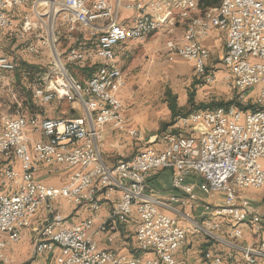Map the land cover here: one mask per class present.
<instances>
[{"label":"built area","instance_id":"built-area-1","mask_svg":"<svg viewBox=\"0 0 264 264\" xmlns=\"http://www.w3.org/2000/svg\"><path fill=\"white\" fill-rule=\"evenodd\" d=\"M171 1L0 0V30L17 29L27 52H37L36 43L25 41L36 24L26 13L18 26L12 10L32 2L36 17L42 15L41 7L55 16L63 14L70 36L88 32L92 45L70 46L66 60L69 64L96 67L82 83L62 60V69L54 63L43 85L34 90V97L41 103L67 98L81 108L82 116L42 118L18 113L4 120L0 130V159L5 161L4 188L0 189V264L13 262L12 248L21 240L25 228L35 231V256L51 253L55 264H179L176 252L185 244L188 232L181 220L188 221L193 231L203 232L224 245L227 257L240 253L243 264H258L264 259V213L238 202L240 191L264 186V0H219L213 6L195 0L188 7H179L174 21L166 27L165 33L173 34L179 25H184L180 36H169L165 41L169 58L193 62L197 75L208 83L215 80L216 70L209 66L211 51L203 40L214 29L225 33L224 80L237 91L239 104L181 115L176 123L183 131L168 134L162 149L145 148L114 166L102 156L100 134L106 125L140 135L138 130L127 127V108L121 96L126 77L118 65L116 51L123 43L141 42L155 33H164L146 30V23L155 22L163 6ZM121 22H128L127 31L119 30ZM52 35L55 37L54 31ZM39 37L42 44H50V36ZM54 46L58 52L55 43ZM15 68L14 58L0 47V73ZM104 73H111V84H104L111 98H102L103 90H97V79H104ZM50 85H60L61 94H52ZM249 90L256 92L254 98L245 93ZM38 132L45 139L35 138ZM41 164L76 168L68 182L57 187L37 180ZM152 169L173 171L169 200L151 191ZM194 174L203 178V194H224L222 203L205 206L208 217L203 219L190 213L198 200L195 185L188 181ZM94 195H102L112 204L110 217L96 228L102 203H94ZM58 199L75 207L87 206L91 214L69 227L60 226L62 215L54 208ZM42 206L49 215L35 227L34 219ZM133 213L139 218L137 247L153 252L155 257L99 248L94 235L106 233L108 240L114 241L119 235V223L127 222ZM235 219H242V226L224 233L227 221ZM248 219H256V226H250L255 236L252 243L243 242ZM204 258L209 264H223L224 260L212 249L205 252Z\"/></svg>","mask_w":264,"mask_h":264},{"label":"crops","instance_id":"crops-1","mask_svg":"<svg viewBox=\"0 0 264 264\" xmlns=\"http://www.w3.org/2000/svg\"><path fill=\"white\" fill-rule=\"evenodd\" d=\"M163 29L165 30V28ZM13 30L16 31L15 29ZM145 41L123 43L116 51L118 65L124 71L126 77V85L121 90V96L127 108L125 112L127 127L138 130L140 135H130L113 125H106L104 127L100 134L101 151L106 163L110 166L116 165L123 159L131 158L148 147L162 149L164 140L168 134L183 131L176 123L181 115L188 113V111L200 110L195 107L201 103L207 104V102L217 99L218 94L222 92V88L218 89L213 87V85H209L203 77L197 75L193 62L184 61L180 57H175L171 60L169 58V49L165 45L164 51L168 55V59L156 62L155 66L149 65V63H142L141 54L137 47L145 43ZM154 41L157 42L156 39ZM203 44L211 51L210 68H217V73L224 71L222 56L226 51L225 33L219 29H214L203 40ZM0 47L4 50L2 46ZM143 52L145 54V51ZM3 73L7 74L11 72L4 71ZM3 78L0 75L1 81H3ZM192 92L194 93L193 99H190ZM171 103H173V108L171 107ZM77 111L78 107L72 105L70 107V116L79 117L76 115ZM43 113L41 111L38 115L33 116L49 118L45 117ZM34 137L45 139L39 133L34 134ZM75 168L65 165L50 167L46 164H41L36 178L39 182L60 187L68 182L69 176ZM172 178L173 171L171 169H152L149 175V187L158 197L169 200L173 192ZM188 181L195 185V191L198 195L195 207L190 212L191 215L197 219L208 217L205 206L207 204L215 205L222 203L224 194L218 193L214 196L203 194L201 191L203 178L197 174L190 176ZM249 190L254 189L248 188L239 192L238 202L245 203L250 210L264 213V194L263 196H250L248 194ZM101 202L99 219L96 221L95 228L104 219L109 218L112 213L110 201L102 198ZM54 208L56 212L62 215L60 226L69 227L91 214V210L87 206L75 207L64 199L56 200ZM166 212L175 216V213L171 210L166 209ZM48 215V210L45 206H42L34 219V226H40ZM250 220L248 219V224H244V243L255 241V236L250 228ZM138 222L139 218L137 214L133 213L127 222L119 223V235L112 242L108 240V234L106 233L95 234L94 236L98 241L99 248L134 256L155 257L153 252H144L137 247L136 226ZM235 223L236 221H227L223 232L226 233L227 229H230ZM180 224L186 226L188 232L185 244L176 252L179 264H209L206 262L204 254L210 249L224 257L223 264H243L240 253H236L233 258L227 257V248L224 245L203 232L193 231L189 227L188 221L181 220ZM240 226H242V223ZM34 237L35 231L33 228L23 229L21 240L12 248L13 253L26 251L30 247L32 248L33 258L31 264L42 262L55 264L54 256L51 253L35 256L33 252ZM258 264H264V259Z\"/></svg>","mask_w":264,"mask_h":264},{"label":"rangeland","instance_id":"rangeland-1","mask_svg":"<svg viewBox=\"0 0 264 264\" xmlns=\"http://www.w3.org/2000/svg\"><path fill=\"white\" fill-rule=\"evenodd\" d=\"M219 2V0H216ZM42 15L36 17L32 10V2H29L25 6L12 10V17L16 22L19 23L18 26L22 25L23 16L29 13L32 16V21L36 24V28H33L31 35L26 36L25 41H32L37 44V52L29 53L24 48L26 42L22 41L18 37V30H0V46L4 48V51L14 58L16 63V68L14 71H7L11 73L0 75L3 81L0 80V130L4 127L3 123L5 118L14 116L18 113H24L29 116L38 115L43 111L45 117L51 118H67L70 116V107L77 106L69 101L67 98L58 100L57 98L49 101L47 103H41L34 97V90L36 87L43 85L44 78L49 73V70L54 66L55 58L51 48V39L53 31L55 33L54 43L61 54V59L66 64L69 72L78 80L79 82H84L87 79L88 74L85 70L86 66L79 64H69L66 60L67 49L70 46H90L92 45V39L90 38L87 31L82 34H74L73 37L70 36L68 32L69 25L63 20L61 16H55L53 13L47 12L44 7L39 8ZM43 27H40V24ZM166 30V29H165ZM164 29L159 32H164ZM184 25H179L173 34L155 33L151 35L145 43L138 46V51L141 54L142 63L155 66L156 62L168 59V55L165 54L164 45L166 39L169 36H180L183 33ZM39 34L49 38L50 44H42L40 41ZM50 34V35H49ZM29 39V40H28ZM156 39L157 42L154 40ZM83 42V43H82ZM145 51V54H143ZM184 61H188L183 59ZM61 61V60H60ZM190 62V61H189ZM27 63V64H25ZM216 63V62H215ZM157 68V67H156ZM216 71L217 68H214ZM220 70V69H219ZM225 71L216 72L215 80L208 83L213 85V87L221 89L222 92L218 94L217 99H213L207 104L219 103V102H230L236 100L237 91L232 90L231 87L224 80ZM217 85V86H215ZM50 91L55 94H61L60 85H50ZM247 95L251 98L256 96V92L246 91ZM35 103V112H33L28 104V100ZM35 98V99H34ZM36 100V101H35ZM38 101V102H37ZM78 107V106H77ZM216 106H210L209 108H214ZM78 116H82V110L79 107L76 113ZM40 134V132H38ZM5 161L0 159V189L4 188L2 182V169ZM253 189V188H251ZM248 194L250 196H263L264 186L260 189L249 190ZM13 262L11 264H31L32 263V248H28L26 251L13 253L11 251Z\"/></svg>","mask_w":264,"mask_h":264},{"label":"bare ground","instance_id":"bare-ground-1","mask_svg":"<svg viewBox=\"0 0 264 264\" xmlns=\"http://www.w3.org/2000/svg\"><path fill=\"white\" fill-rule=\"evenodd\" d=\"M195 0H172L170 4L163 6V13L156 17L155 22L146 23V30L156 31L166 27L175 19V12H178L179 7H188L189 4H193ZM120 31L128 30V22L119 23ZM55 38L52 35L51 39V48L55 58V63L57 66L62 69V59L59 57L58 52L54 46ZM61 60V61H60ZM104 84H111V73H104V79H97V90L102 91V98H111V91L104 90ZM51 92V91H50ZM52 94H55L52 92ZM101 195H94V203H102ZM236 223L231 226L230 229H237L238 226L242 223V219H235ZM251 226H256V219H251Z\"/></svg>","mask_w":264,"mask_h":264},{"label":"trees","instance_id":"trees-1","mask_svg":"<svg viewBox=\"0 0 264 264\" xmlns=\"http://www.w3.org/2000/svg\"><path fill=\"white\" fill-rule=\"evenodd\" d=\"M202 2L204 4V6H213V5H217L218 4V1H216V0H203ZM25 64H27V63H25ZM95 69H96V67H86L85 68V70H86V72L88 74V77H90L93 74V72L95 71ZM193 95H194V93L192 92L191 93V96H190V99H193ZM233 103H237V101L234 99V100H232L230 102H219V103L217 102V103H211V104L201 103L200 105H197L195 108L196 109L209 108L210 106H216V107L217 106H225V107H228V106H231ZM28 104H29L30 109L33 112H35V108L36 107H35V103L31 99V96H30V100H28ZM237 104H239V103H237ZM171 107L172 108L174 107L173 106V103H171ZM247 107H254V105H249ZM247 107H245V108H247ZM188 112H190V111H188Z\"/></svg>","mask_w":264,"mask_h":264},{"label":"water","instance_id":"water-1","mask_svg":"<svg viewBox=\"0 0 264 264\" xmlns=\"http://www.w3.org/2000/svg\"><path fill=\"white\" fill-rule=\"evenodd\" d=\"M72 112H74V111L72 110Z\"/></svg>","mask_w":264,"mask_h":264}]
</instances>
